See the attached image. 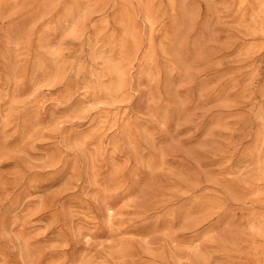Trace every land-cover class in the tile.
<instances>
[{
	"label": "rangeland",
	"instance_id": "374dc122",
	"mask_svg": "<svg viewBox=\"0 0 264 264\" xmlns=\"http://www.w3.org/2000/svg\"><path fill=\"white\" fill-rule=\"evenodd\" d=\"M0 264H264V0H0Z\"/></svg>",
	"mask_w": 264,
	"mask_h": 264
}]
</instances>
